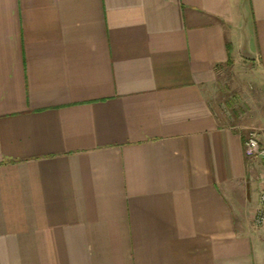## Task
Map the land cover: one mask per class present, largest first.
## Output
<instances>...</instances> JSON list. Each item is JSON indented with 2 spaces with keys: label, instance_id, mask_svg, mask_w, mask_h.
<instances>
[{
  "label": "crops",
  "instance_id": "0c3cea01",
  "mask_svg": "<svg viewBox=\"0 0 264 264\" xmlns=\"http://www.w3.org/2000/svg\"><path fill=\"white\" fill-rule=\"evenodd\" d=\"M232 66L264 0H0V264H264Z\"/></svg>",
  "mask_w": 264,
  "mask_h": 264
},
{
  "label": "rangeland",
  "instance_id": "374dc122",
  "mask_svg": "<svg viewBox=\"0 0 264 264\" xmlns=\"http://www.w3.org/2000/svg\"><path fill=\"white\" fill-rule=\"evenodd\" d=\"M250 69H240L230 67L224 72L223 92L226 98L236 95V103L232 106L231 111L235 109L244 110L249 121L264 122V87L257 81V76ZM224 98V101L226 100ZM236 107V108H233ZM254 116L257 117L255 120Z\"/></svg>",
  "mask_w": 264,
  "mask_h": 264
},
{
  "label": "built area",
  "instance_id": "2783aa9c",
  "mask_svg": "<svg viewBox=\"0 0 264 264\" xmlns=\"http://www.w3.org/2000/svg\"><path fill=\"white\" fill-rule=\"evenodd\" d=\"M244 153L251 160L261 163L264 168V135L255 127H250L243 142ZM253 223L264 227V171L260 177L258 189V207L253 215Z\"/></svg>",
  "mask_w": 264,
  "mask_h": 264
}]
</instances>
